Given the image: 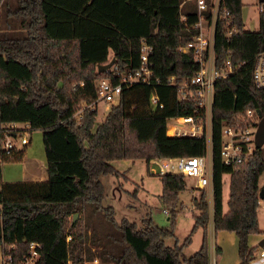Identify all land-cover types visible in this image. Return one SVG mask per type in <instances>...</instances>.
Returning a JSON list of instances; mask_svg holds the SVG:
<instances>
[{
    "label": "trees",
    "instance_id": "obj_1",
    "mask_svg": "<svg viewBox=\"0 0 264 264\" xmlns=\"http://www.w3.org/2000/svg\"><path fill=\"white\" fill-rule=\"evenodd\" d=\"M182 0H16L11 20L0 23V125L29 123L42 133L47 161L45 181L4 182V162H16L22 151L0 150V256L12 264L22 259L29 243H39L34 264H71L97 256L112 264H208V203L205 190L191 202L192 231L201 227V245L185 256L182 244L165 243L174 237L178 193L185 189L180 175L162 174V202L169 206L171 227L143 217L140 225L121 218L103 204V174L117 175L111 161L175 156H199L206 150L205 136L167 135L170 119L193 114L190 102L177 97L167 83L190 77L198 65L178 48L192 39L195 14L180 20ZM0 0L1 11L6 6ZM233 21L240 25L241 0H223ZM5 13V10L3 11ZM3 13V15H4ZM6 19V15L2 16ZM17 23L20 33L6 26ZM15 26V25H14ZM4 28V29H3ZM3 31V32H2ZM152 46L149 57L158 84L123 85L119 102L101 123H95V82L118 83L111 72L97 66L115 59L120 74L139 68L140 41ZM264 51V14L258 29L226 36L217 22L214 52L216 65L226 55L234 73L216 82L212 104L211 187L214 232L231 231L237 238L239 264H246L256 249L248 237L260 232L257 218L260 176L264 173V148H256L241 162L226 164L221 158V119L234 110L260 111L264 117V90L252 83L257 54ZM112 56L109 57V53ZM155 93L162 108L152 110ZM82 111L81 118L75 114ZM229 174V192L223 210L222 177ZM78 216L73 220V214ZM70 237L67 239V237ZM221 248L215 246V252Z\"/></svg>",
    "mask_w": 264,
    "mask_h": 264
},
{
    "label": "built area",
    "instance_id": "obj_2",
    "mask_svg": "<svg viewBox=\"0 0 264 264\" xmlns=\"http://www.w3.org/2000/svg\"><path fill=\"white\" fill-rule=\"evenodd\" d=\"M223 0H182L180 3V20L186 21V12L195 14L196 21L187 25L189 29L195 30L196 34L186 44L178 48L183 55H190L198 65V69L187 78L176 80L175 76H169L167 83L177 90V97L182 102L192 103L194 110L189 116H181L170 119L167 132L171 131L173 136H205L212 135V104L214 97V86L216 82L227 79L235 71L228 55L216 65L214 42L217 22L224 23L226 36L244 31L242 20L237 24L230 16L229 11L222 7ZM258 10L264 14V0H258ZM152 46L144 40L140 41L139 68L127 74H120L118 68L109 71L118 77V83H112L108 79H99L95 83L96 102L105 105H117L123 85L132 84H158L159 79L153 76L151 62ZM252 83L255 88L264 90V51L256 55L252 69ZM149 106L152 110L162 108V104L155 93L149 97ZM95 109V102L88 105ZM83 110L75 114L77 120L81 118ZM260 118L257 111L246 109L240 113H232L221 119V158L224 163L241 162L256 148L255 131ZM21 130V131H20ZM31 129L29 123L18 125V122L4 123L0 125V150L9 152L11 150L23 151L30 143ZM211 134V135H210ZM18 140L19 145L16 143ZM212 146V144H211ZM149 172L162 175H180L184 180L191 181L190 187L211 190V165L204 155L199 156H175L158 157L149 160ZM157 166V168L154 167ZM70 237L68 236L67 239ZM39 243L31 241L28 253L14 264H34L38 259ZM97 264V257L90 261H81L75 264ZM2 264H12L10 256L2 257ZM67 264H71L68 260ZM209 264H214L210 261ZM246 264H264V245L258 247L249 257Z\"/></svg>",
    "mask_w": 264,
    "mask_h": 264
},
{
    "label": "rangeland",
    "instance_id": "obj_3",
    "mask_svg": "<svg viewBox=\"0 0 264 264\" xmlns=\"http://www.w3.org/2000/svg\"><path fill=\"white\" fill-rule=\"evenodd\" d=\"M3 11L4 10L1 11V15L3 14ZM240 18L245 28L244 31H256L258 29L260 18L258 0H242ZM111 56L112 53L110 52L109 57ZM112 68L113 67L110 69ZM93 102H95V109L97 111L95 123H101L107 112L114 106H108L99 101ZM18 125L21 124L18 123ZM168 135H171V131H168ZM16 143L19 145L18 140H16ZM30 143V146L33 148L37 146L35 148L37 151L40 150L42 139L39 130H34L32 132V141ZM23 150L26 152L27 149L24 148ZM10 163L11 162L2 163V170L6 171L8 166L11 167V164L13 163ZM111 163L114 168L118 170V174H103L100 176V179L104 186V197L102 202L104 205H111L113 207L115 219L119 221L121 218H126L129 221H135L140 225L143 217L150 216L153 222L158 226L170 228L172 225L171 219H169L170 211L167 214L163 212V208L167 210H170V208L168 205L164 204L159 197L162 191V183L158 174L149 172L148 167L150 164L144 159H116ZM154 167L157 168L155 165ZM262 182H264V173L260 176L259 185ZM190 184L191 181H185L186 187H190ZM228 184L229 174H224L222 195L225 205L228 199ZM186 187L178 193L177 213L173 222L174 237L166 238L165 243L172 246L174 245V242L177 241L180 245L184 242V238L191 233L190 241L183 245V253L188 256L198 250L202 240L203 231L201 227L192 231V212L197 213L198 210L192 207V191ZM197 194L199 196V190ZM207 198H210L208 191ZM225 208H223V210H225ZM257 218L261 231L252 234L249 238V244L255 248H257L256 243L264 237V198H259ZM207 232L209 234V231ZM215 242L221 248V251L215 255L216 264H236L238 262L237 238L233 232L227 230L216 232ZM255 251L256 249L253 253ZM97 259V264H112L111 262H101L98 257ZM0 264H2L1 256Z\"/></svg>",
    "mask_w": 264,
    "mask_h": 264
},
{
    "label": "crops",
    "instance_id": "obj_4",
    "mask_svg": "<svg viewBox=\"0 0 264 264\" xmlns=\"http://www.w3.org/2000/svg\"><path fill=\"white\" fill-rule=\"evenodd\" d=\"M5 1H6L7 4H6L5 8H4L5 13L4 12L3 13H4V15H6V19L4 17H2V16H4L2 14V16L0 17V19H1L0 23L2 25H4L3 24L4 20H8V21L11 20L10 18H12L11 15L13 13L12 10L16 6V0H5ZM241 3H242V0H241ZM14 25H12V23H11L9 27L6 26V28L10 29L8 32L20 33L21 32L20 26L17 23H15ZM18 123L23 124V122H18ZM32 132H31V141H32ZM167 135H168V133H167ZM41 139H42V133H41ZM205 140H206V150H205V153L203 155L205 156L207 161L210 162V165H211V137L208 135L207 131H205ZM30 144L31 143H29L26 146V148H25V149H27L26 152L24 150L22 151L23 155L20 157L19 161L11 162V163H13V164L10 163L11 167L8 166L6 171L2 170V180L4 182L45 181V180H47V178H48L47 161H46L45 150H44V147H43V141H42V146L40 147L39 151H37L35 149L37 146L35 148H33L32 146H30ZM28 146H30V147H28ZM207 156H208V158H207ZM129 160H131V159H129ZM148 164H149V161H148ZM185 181H189V180H185ZM222 181H223V177H222ZM186 188L192 191L191 198L193 196L198 197V194H197L198 193V190H197L198 188H192V187H188V186ZM199 189H201V188H199ZM222 189H223V186H222ZM204 190L206 191L205 193H206V200H207V203H208V212H209V222H208V225H207V231H209V234H208V240H209V242H208V264L212 260L214 261V264H216L215 255L217 253L215 252V246L218 245V244L215 242L216 233L214 232V225H213L212 188H211L210 191L208 189H204ZM228 190H229V184H228ZM207 191L210 194V198L209 199L207 198ZM222 199H223V195H222ZM192 207H194L196 209V207L193 205V203H192ZM223 208H225L224 211L227 210V205H225L224 202H223ZM257 209H258V207H257ZM163 212L167 214L169 212V210L163 208ZM197 213H198V211H197ZM194 214H196V213L192 212V216ZM193 223H194V217H193ZM192 226H193V224H192ZM197 228H199V227H197ZM251 235H249V237H248V245L249 246H252L251 244H249V238H250ZM263 238L264 237H262L256 243L257 244V248L260 247L258 244ZM200 245H201V243H200ZM182 252H183V249H182ZM239 262H240V258H239V260H238V262L236 264H239Z\"/></svg>",
    "mask_w": 264,
    "mask_h": 264
},
{
    "label": "water",
    "instance_id": "obj_5",
    "mask_svg": "<svg viewBox=\"0 0 264 264\" xmlns=\"http://www.w3.org/2000/svg\"><path fill=\"white\" fill-rule=\"evenodd\" d=\"M115 64V59L111 58L110 61L106 64L98 65L97 72L104 73L110 70L112 66ZM257 115L260 118L257 129L255 131V146L261 147L264 143V117L260 111H257ZM258 197L264 198V182H262L258 189ZM78 216V213L73 214V220H75ZM260 247L264 245V238L258 244Z\"/></svg>",
    "mask_w": 264,
    "mask_h": 264
},
{
    "label": "bare ground",
    "instance_id": "obj_6",
    "mask_svg": "<svg viewBox=\"0 0 264 264\" xmlns=\"http://www.w3.org/2000/svg\"><path fill=\"white\" fill-rule=\"evenodd\" d=\"M168 133V132H167Z\"/></svg>",
    "mask_w": 264,
    "mask_h": 264
}]
</instances>
